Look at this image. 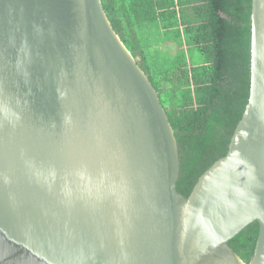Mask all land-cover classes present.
I'll use <instances>...</instances> for the list:
<instances>
[{
	"label": "water",
	"instance_id": "obj_1",
	"mask_svg": "<svg viewBox=\"0 0 264 264\" xmlns=\"http://www.w3.org/2000/svg\"><path fill=\"white\" fill-rule=\"evenodd\" d=\"M249 101L189 197L179 146L102 0H0V264H264V0Z\"/></svg>",
	"mask_w": 264,
	"mask_h": 264
},
{
	"label": "trees",
	"instance_id": "obj_2",
	"mask_svg": "<svg viewBox=\"0 0 264 264\" xmlns=\"http://www.w3.org/2000/svg\"><path fill=\"white\" fill-rule=\"evenodd\" d=\"M111 27L157 90L179 146L189 197L227 152L249 101L252 0H102ZM175 47L166 49L164 46ZM260 224L229 246L246 263Z\"/></svg>",
	"mask_w": 264,
	"mask_h": 264
},
{
	"label": "rangeland",
	"instance_id": "obj_3",
	"mask_svg": "<svg viewBox=\"0 0 264 264\" xmlns=\"http://www.w3.org/2000/svg\"><path fill=\"white\" fill-rule=\"evenodd\" d=\"M166 49L174 48L175 46L173 44L165 45L164 46Z\"/></svg>",
	"mask_w": 264,
	"mask_h": 264
}]
</instances>
